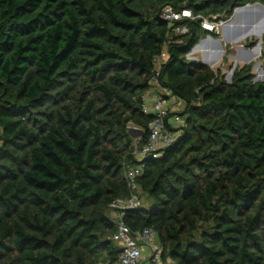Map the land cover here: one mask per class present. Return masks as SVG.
Wrapping results in <instances>:
<instances>
[{"label": "trees", "instance_id": "16d2710c", "mask_svg": "<svg viewBox=\"0 0 264 264\" xmlns=\"http://www.w3.org/2000/svg\"><path fill=\"white\" fill-rule=\"evenodd\" d=\"M254 2L0 0V264L115 262L125 165L146 199L125 221L158 232L165 264H264V80L187 58L204 18ZM165 6L198 17L171 24ZM154 76L183 125L139 160Z\"/></svg>", "mask_w": 264, "mask_h": 264}, {"label": "built area", "instance_id": "2783aa9c", "mask_svg": "<svg viewBox=\"0 0 264 264\" xmlns=\"http://www.w3.org/2000/svg\"><path fill=\"white\" fill-rule=\"evenodd\" d=\"M161 16L171 24L185 18L196 19L198 17L193 15L189 9L177 11L171 6H165ZM224 23L223 20H211L209 18H204L201 22L203 29L209 33L217 32ZM187 31L185 26L174 29L177 34L187 33ZM160 57L155 60L157 70L162 65L159 63ZM151 86V91L143 96L145 102L143 110L145 113L152 114L154 119L149 126L150 133L147 141L141 149L136 151L139 160L145 157L158 158L161 155L160 151L172 144L176 138V133L172 130L168 116L170 112L169 100L178 102V99L171 88L164 87L159 83L156 76L151 79ZM176 122L183 125L180 116L176 117ZM142 173L143 167L141 165H125L124 176L129 195L117 198L110 204V209L116 213L117 219V231L113 235V239L121 247L118 259L111 264H165L164 248L159 242L158 232L151 227L133 230L125 221L126 213L129 210L142 206L138 184V178Z\"/></svg>", "mask_w": 264, "mask_h": 264}, {"label": "crops", "instance_id": "0c3cea01", "mask_svg": "<svg viewBox=\"0 0 264 264\" xmlns=\"http://www.w3.org/2000/svg\"><path fill=\"white\" fill-rule=\"evenodd\" d=\"M233 18L234 16L232 15L230 19ZM250 31H253V33L264 34V9L243 11L240 15H237L236 19L230 24L225 23L222 25V27L215 32L216 35L209 32L205 33L200 38L201 45L191 51V57H193L192 60L201 62L213 69L220 68L225 71L227 69L225 65L222 64L225 56H228L231 61L229 64H233V67L235 64H237L236 67L244 66L242 65L245 64L244 59L251 53H255V49L240 48L238 46H242L246 42L251 41L252 38H257ZM261 38H264V35L261 36ZM233 56H235V58H232ZM163 57L165 60L168 58L167 48L163 52ZM261 57H264L263 41H261L258 59ZM257 70L264 71V69L261 68H257ZM171 102L172 100H169V104ZM178 102L179 104H184L182 101L178 100Z\"/></svg>", "mask_w": 264, "mask_h": 264}, {"label": "rangeland", "instance_id": "374dc122", "mask_svg": "<svg viewBox=\"0 0 264 264\" xmlns=\"http://www.w3.org/2000/svg\"><path fill=\"white\" fill-rule=\"evenodd\" d=\"M255 3H260V2H254V3H250V4H255ZM230 19V18H229ZM229 19H227V20H229ZM211 20H217V19H211ZM227 20H223V21H227ZM220 21V20H219ZM225 24V23H224ZM223 24V25H224ZM222 27V25L220 26V28ZM219 28V29H220ZM255 30H257V29H255ZM251 33H253V31H250ZM253 35L255 36V37H257L256 39L255 38H252V40H256V41H263L264 42V38H261V36H263L264 34L263 33H261V34H259V33H253ZM258 37H260V38H258ZM166 48L167 47H165V50H166ZM257 53H259V50L257 51ZM187 58H189V59H192L193 57H191V53H189L188 55H187ZM263 58L264 57H261V58H257V60H263ZM165 61V59H164V57H163V55L160 57V64H162L163 62ZM229 62H231L230 60H229V58H228V56H225V58H224V60H223V64L222 65H225V67H226V69L227 70H222L224 73H225V75H226V79H227V81H228V78H229V74H230V71L233 69V64H229ZM255 62V61H254ZM254 62H252V63H248V64H254ZM245 63V62H244ZM245 64H247V63H245ZM245 64H242V65H245ZM259 70H257L256 68H254V67H252V73L254 74V76L255 77H257L258 76V72ZM183 108H184V104L182 105V104H179V102H177V101H175V102H171L170 104H169V109H170V112H169V116H168V121H169V123L171 124V127L172 128H174V129H178L179 127H181L182 126V123H178V122H176V117L178 116V113L179 112H181L182 110H183ZM141 202H142V204H145L146 203V199H145V196H141ZM112 214V217H116V213L115 212H112L111 213ZM105 263H106V261H105ZM104 262H103V264H105ZM168 264H173L171 261H169V263Z\"/></svg>", "mask_w": 264, "mask_h": 264}, {"label": "water", "instance_id": "95a60500", "mask_svg": "<svg viewBox=\"0 0 264 264\" xmlns=\"http://www.w3.org/2000/svg\"><path fill=\"white\" fill-rule=\"evenodd\" d=\"M261 8L264 9V5L261 4V3L246 4L244 6L237 7L233 11L234 18L227 20L225 23L230 24L232 21H234L236 19V16L237 15H240L243 11H249V10H254V9H261ZM200 45H201V39L199 40L198 43L195 44V46L192 48V50H194L195 48L199 47ZM238 47H240V48L244 47V48H249V49H253L254 48L255 49V53H251L248 57H246L244 59V62L245 63H250L252 61H255L254 64H253V67L254 68H256V69L257 68L264 69V58H263V60H257V58L259 56V53H260L261 41L258 42L256 40H251L249 42H246L242 46L239 45ZM258 50H259V53L256 54ZM255 54H256V56H255ZM232 58H235V56H233ZM236 66H237V64H235L234 67H233V69L230 71L229 78H228V82L229 83H231V81H232L233 72H234V69L236 68ZM254 80L255 81H263L264 80V76H257V77L254 78Z\"/></svg>", "mask_w": 264, "mask_h": 264}, {"label": "bare ground", "instance_id": "6f19581e", "mask_svg": "<svg viewBox=\"0 0 264 264\" xmlns=\"http://www.w3.org/2000/svg\"><path fill=\"white\" fill-rule=\"evenodd\" d=\"M256 54H258V53H256ZM256 54H255V55H256ZM258 76H264V71H261V70H260L259 73H258Z\"/></svg>", "mask_w": 264, "mask_h": 264}]
</instances>
